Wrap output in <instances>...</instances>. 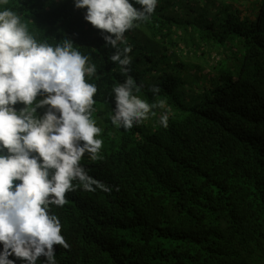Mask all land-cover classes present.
I'll list each match as a JSON object with an SVG mask.
<instances>
[{
  "label": "trees",
  "instance_id": "16d2710c",
  "mask_svg": "<svg viewBox=\"0 0 264 264\" xmlns=\"http://www.w3.org/2000/svg\"><path fill=\"white\" fill-rule=\"evenodd\" d=\"M2 7L38 42L67 37L96 66L85 78L97 87L91 118L103 144L81 164L100 186L89 191L73 181L65 204L49 205L69 244L53 246L57 264H264V0H158L124 34L129 71L109 59L114 49L74 0ZM217 22L224 29L215 35ZM168 37L186 39L187 55L200 48L196 58L154 62ZM205 40L221 44L223 60L202 62ZM178 64L199 72L176 73ZM129 76L142 99L166 101V128L159 109L130 129L113 125V88Z\"/></svg>",
  "mask_w": 264,
  "mask_h": 264
},
{
  "label": "clouds",
  "instance_id": "9594fccd",
  "mask_svg": "<svg viewBox=\"0 0 264 264\" xmlns=\"http://www.w3.org/2000/svg\"><path fill=\"white\" fill-rule=\"evenodd\" d=\"M0 0V264H57L54 245L67 249L61 222L49 205L63 206L65 193L79 181L85 190L100 184L81 164L102 148V129L91 118L97 87L86 80L96 72L88 57L65 37L55 45L38 42L21 17ZM85 20L102 30L112 62L129 71L131 45L125 32L147 20L158 0H74ZM135 5H140L136 7ZM129 76L113 88V125L130 129L156 115L168 126L171 110L163 99L149 103ZM153 94L159 88L153 85ZM41 97L37 99V97ZM18 103L24 105L19 110ZM47 110L38 114V109ZM107 190V189H106Z\"/></svg>",
  "mask_w": 264,
  "mask_h": 264
},
{
  "label": "rangeland",
  "instance_id": "374dc122",
  "mask_svg": "<svg viewBox=\"0 0 264 264\" xmlns=\"http://www.w3.org/2000/svg\"><path fill=\"white\" fill-rule=\"evenodd\" d=\"M203 23V21H202ZM185 28V26L182 27V29ZM199 28V27H198ZM214 31L213 34H218L219 30H223L224 28H222L219 23L217 22L214 26ZM187 31H192L191 28H189V30ZM198 32V29L196 30ZM188 38V37H187ZM175 40V41H174ZM171 41H174L175 44H171ZM186 41V39H175L172 37H168L167 38V45L166 46H161L160 49L158 51H155V56H154V62H159V61H163V60H171L174 62L180 61L182 60L184 62V60L187 59H191L194 60L197 56L198 51L196 48H194L189 55H187V50H186V44H184V42ZM206 43L203 44V50H205V54L202 55L200 57V59L202 60V62H213L215 57H219V59L223 60L222 56H218V47L221 44L215 43L214 41H209L207 42V40H205ZM220 43V42H219ZM193 46V43L191 44ZM227 46V45H225ZM231 51V50H230ZM236 55V54H235ZM235 57V56H234ZM235 62L237 63L236 59H234ZM198 66L196 65H186V66H180L179 64L176 65V68H174V71L176 73H183L186 74L187 71L189 72H199L197 71Z\"/></svg>",
  "mask_w": 264,
  "mask_h": 264
}]
</instances>
